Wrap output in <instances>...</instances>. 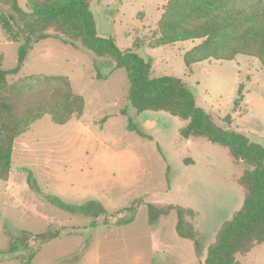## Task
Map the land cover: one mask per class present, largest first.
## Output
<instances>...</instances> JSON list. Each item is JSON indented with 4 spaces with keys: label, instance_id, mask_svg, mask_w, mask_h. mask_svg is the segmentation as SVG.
Returning <instances> with one entry per match:
<instances>
[{
    "label": "rangeland",
    "instance_id": "rangeland-1",
    "mask_svg": "<svg viewBox=\"0 0 264 264\" xmlns=\"http://www.w3.org/2000/svg\"><path fill=\"white\" fill-rule=\"evenodd\" d=\"M26 2L17 0L23 9ZM166 2L93 0L90 9L99 36L111 37L120 51L133 48L150 60L152 76L183 79L198 106L217 124L226 126L223 118L230 114V128L264 148V69L259 60L238 54L231 60H203L189 69L183 54L197 42L149 47L148 36ZM136 41L139 47H134ZM17 47L0 28L5 69L16 65ZM35 47L8 81L35 73L66 75L74 92L82 95L84 108L64 124L44 115L15 139L9 178L0 180V264H21L24 250L5 252L14 236L21 231L42 233L50 226L65 230L40 245L32 264H201L193 241L177 233V211L151 223L148 206L173 204L188 210L185 217L204 239L206 252L223 222L242 205L238 178L247 166L222 144L201 136L184 138L180 129L186 122L179 117L164 111L136 112L128 101L127 71L113 69L110 58H95L54 38ZM97 71L104 77L98 78ZM240 84L243 99L234 110ZM129 118L151 138L130 130ZM28 173L41 193L65 203L97 201L103 208L101 223L93 227L91 217L71 214L43 199L28 186ZM140 197L133 220L114 223L128 216L127 208ZM33 246L39 245L30 239L28 248ZM238 259L264 264V243L238 254Z\"/></svg>",
    "mask_w": 264,
    "mask_h": 264
},
{
    "label": "trees",
    "instance_id": "trees-1",
    "mask_svg": "<svg viewBox=\"0 0 264 264\" xmlns=\"http://www.w3.org/2000/svg\"><path fill=\"white\" fill-rule=\"evenodd\" d=\"M92 1L27 0L26 9H23L17 0H0V28L8 41L18 43L13 68L3 67L0 54V180L9 178L14 141L31 123L49 115L54 123L64 124L73 117L78 118L84 108L82 95L74 92L66 75L35 73L13 82L8 81V75L22 67L29 50L40 40L54 38L75 48H84L95 58H110L113 69H126L130 80L128 101L136 112L164 111L179 117L186 122L180 129L184 138L201 136L222 144L235 161L247 166L238 178L244 190L242 205L223 222L206 252L204 239L185 217L188 210L173 204L148 206L151 223L173 209L177 211V233L193 241L201 264H242L238 254H246L255 245L264 243L263 146L231 129L230 114L223 118L226 126L217 124L198 106L194 92L183 79L170 75L152 76L150 60L139 56L133 48L120 51L111 37L99 36L90 9ZM186 40L197 42L183 54L184 64L189 69L203 60H231L238 54L257 58L264 69V0H167L150 31L147 45L155 48ZM140 45L141 42L136 41L134 47ZM96 76L104 77L98 71ZM241 89L242 84L234 100V110L242 102ZM128 121L130 130L151 138L134 126L130 118ZM26 180L28 186L49 203L71 214L91 217L93 227L101 223L98 214L103 208L97 201L80 205L65 203L53 195L41 193L30 173ZM142 200L140 197L135 205L127 208L128 216L114 223H130ZM106 219L102 223H106ZM64 230V227L50 226L38 234L21 231L12 238L5 252L24 250L21 264H32L40 245L57 238ZM30 239L39 246L28 248ZM73 258L66 261L72 263Z\"/></svg>",
    "mask_w": 264,
    "mask_h": 264
},
{
    "label": "crops",
    "instance_id": "crops-1",
    "mask_svg": "<svg viewBox=\"0 0 264 264\" xmlns=\"http://www.w3.org/2000/svg\"><path fill=\"white\" fill-rule=\"evenodd\" d=\"M47 39H48V38H47ZM43 42H46V39L40 40L39 42L35 43V44L31 47V49L29 50V52H28V56H29L30 52H32V51L36 48L35 46H37V45H39V44H41V43H43ZM70 263H71V262H70Z\"/></svg>",
    "mask_w": 264,
    "mask_h": 264
}]
</instances>
